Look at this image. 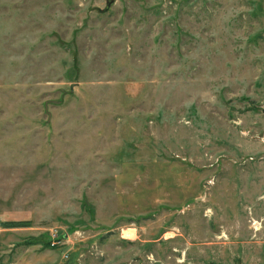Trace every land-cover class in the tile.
Listing matches in <instances>:
<instances>
[{
  "label": "rangeland",
  "instance_id": "obj_1",
  "mask_svg": "<svg viewBox=\"0 0 264 264\" xmlns=\"http://www.w3.org/2000/svg\"><path fill=\"white\" fill-rule=\"evenodd\" d=\"M106 1L0 0V264H264V0Z\"/></svg>",
  "mask_w": 264,
  "mask_h": 264
},
{
  "label": "built area",
  "instance_id": "obj_2",
  "mask_svg": "<svg viewBox=\"0 0 264 264\" xmlns=\"http://www.w3.org/2000/svg\"><path fill=\"white\" fill-rule=\"evenodd\" d=\"M50 242H52V245L54 244H58L59 241H60V236H59V233H58V230H52L51 234H50Z\"/></svg>",
  "mask_w": 264,
  "mask_h": 264
},
{
  "label": "water",
  "instance_id": "obj_3",
  "mask_svg": "<svg viewBox=\"0 0 264 264\" xmlns=\"http://www.w3.org/2000/svg\"><path fill=\"white\" fill-rule=\"evenodd\" d=\"M114 0H107L105 3V8L101 10L102 12H106L110 9V7L113 5Z\"/></svg>",
  "mask_w": 264,
  "mask_h": 264
},
{
  "label": "trees",
  "instance_id": "obj_4",
  "mask_svg": "<svg viewBox=\"0 0 264 264\" xmlns=\"http://www.w3.org/2000/svg\"><path fill=\"white\" fill-rule=\"evenodd\" d=\"M22 224H26V222H5V226H18V225H22Z\"/></svg>",
  "mask_w": 264,
  "mask_h": 264
},
{
  "label": "crops",
  "instance_id": "obj_5",
  "mask_svg": "<svg viewBox=\"0 0 264 264\" xmlns=\"http://www.w3.org/2000/svg\"><path fill=\"white\" fill-rule=\"evenodd\" d=\"M0 232H1V216H0Z\"/></svg>",
  "mask_w": 264,
  "mask_h": 264
}]
</instances>
